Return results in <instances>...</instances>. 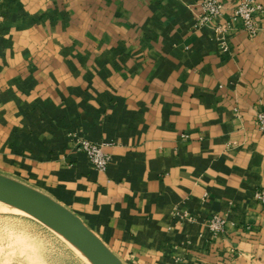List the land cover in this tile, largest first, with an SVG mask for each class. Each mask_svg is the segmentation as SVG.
<instances>
[{"label":"crops","instance_id":"1","mask_svg":"<svg viewBox=\"0 0 264 264\" xmlns=\"http://www.w3.org/2000/svg\"><path fill=\"white\" fill-rule=\"evenodd\" d=\"M202 1L0 0V173L123 264H202L206 219L264 221V16L249 37L231 20L240 0H221L226 50L196 26Z\"/></svg>","mask_w":264,"mask_h":264},{"label":"rangeland","instance_id":"2","mask_svg":"<svg viewBox=\"0 0 264 264\" xmlns=\"http://www.w3.org/2000/svg\"><path fill=\"white\" fill-rule=\"evenodd\" d=\"M204 1L205 0H203L202 3ZM243 1L244 0L238 1L232 8L231 20L233 18V11ZM255 1L259 4L257 0ZM221 4H223V2H221ZM223 6L224 12L222 17L226 11L224 4ZM200 12H194L196 26H199L197 25L198 21L196 14ZM258 15L262 16L260 13L256 14L257 23ZM220 18L214 20L205 27L213 30L216 39L224 46L225 42L223 40L221 41V37H219L216 31L217 28L223 27L216 23ZM233 22L238 21L236 20ZM258 28L260 32L259 25ZM241 29H243L242 24ZM224 48L226 49L227 47L224 46ZM235 113L237 116L240 115L238 108L235 109ZM261 114H264V110L257 112L255 121L258 127L257 129L262 136H264V132L260 130L258 121V116ZM261 171L264 172V169ZM0 175L6 178V175H2L1 173ZM262 181V186H259L255 192V201H257L264 210V177H262ZM215 217L221 219L225 223L224 227H221L219 231L214 230L211 221ZM193 222H197L195 217ZM204 224L208 228L210 234L209 245L211 244L210 248H212L211 250L214 255L211 257V260L209 257L206 259L212 261L213 264H264V221L255 222L240 219L238 222H230L228 219L214 214L209 219H206ZM206 259L202 264L211 263H207L208 260ZM0 264L90 263L74 251L69 244L51 228L44 226L37 220L35 221V219L28 215L18 214L10 211L8 208H2V206H0Z\"/></svg>","mask_w":264,"mask_h":264},{"label":"water","instance_id":"3","mask_svg":"<svg viewBox=\"0 0 264 264\" xmlns=\"http://www.w3.org/2000/svg\"><path fill=\"white\" fill-rule=\"evenodd\" d=\"M0 195L11 196L35 212L46 214L66 226L84 244L98 264H123L76 215L43 194L0 175Z\"/></svg>","mask_w":264,"mask_h":264},{"label":"built area","instance_id":"4","mask_svg":"<svg viewBox=\"0 0 264 264\" xmlns=\"http://www.w3.org/2000/svg\"><path fill=\"white\" fill-rule=\"evenodd\" d=\"M224 12V6L221 4L220 0H205L201 4V12L196 14V18L199 25L202 28L211 24L214 20L222 17ZM260 13L264 16V8L257 4L255 0H244L237 6L233 11L232 21H240L243 30L250 36L255 37L259 33L258 23L256 20V14ZM229 26L224 25L223 27L217 28V34L221 37V41H225V32ZM227 50V49H226ZM259 127L262 132H264V114L258 116ZM78 150L85 153L94 166V168L99 172H106L110 164L111 158L109 155L103 152V148L98 145L91 143L89 141H82L78 145ZM179 218L182 221L193 222L194 217L190 216L188 213H180ZM214 230L219 231L221 227H224L225 223L215 217L212 220Z\"/></svg>","mask_w":264,"mask_h":264},{"label":"bare ground","instance_id":"5","mask_svg":"<svg viewBox=\"0 0 264 264\" xmlns=\"http://www.w3.org/2000/svg\"><path fill=\"white\" fill-rule=\"evenodd\" d=\"M0 206L2 208H8L18 214L28 215L43 224L51 228L56 232L63 240L69 244V246L76 251L83 259L88 261L90 264H98L89 251L86 249L84 244L77 238V236L71 232L63 224L49 218L48 215L43 213L35 212L34 210L28 208L27 206L15 201L11 196L0 195Z\"/></svg>","mask_w":264,"mask_h":264}]
</instances>
